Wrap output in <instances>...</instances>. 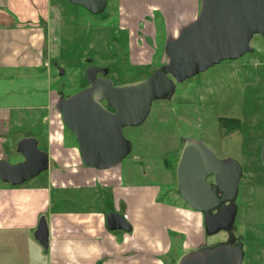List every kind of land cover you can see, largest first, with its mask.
<instances>
[{"label":"crops","instance_id":"1","mask_svg":"<svg viewBox=\"0 0 264 264\" xmlns=\"http://www.w3.org/2000/svg\"><path fill=\"white\" fill-rule=\"evenodd\" d=\"M146 1L139 12L133 0H119L118 19L128 31L132 65L153 60L147 38L152 44L155 28L143 16L159 11L168 38L199 11L198 0ZM62 10L60 0H0V160L24 137L35 138L37 146L44 137L49 159L42 183L0 184V239L9 237L17 250L21 242L10 235L30 232L32 264H175L203 246V215L158 202L155 185L123 184L118 165L107 170L83 165L77 146L63 142L55 104L64 93L51 87L56 79L51 64L61 56L55 33ZM109 212L123 214L130 231L108 230ZM42 215L48 226L46 251L33 237Z\"/></svg>","mask_w":264,"mask_h":264},{"label":"rangeland","instance_id":"2","mask_svg":"<svg viewBox=\"0 0 264 264\" xmlns=\"http://www.w3.org/2000/svg\"><path fill=\"white\" fill-rule=\"evenodd\" d=\"M60 2L63 10L55 43L61 56H56L51 64L56 77L51 87L62 91L64 96L87 86L84 73L90 66L106 68L113 84L121 85L145 78L166 61L163 52L167 37L159 11H152L151 18L143 16L148 22L152 20L155 28L152 44L147 38L149 45H153V60L143 66L128 61L129 36L119 24V0H108L105 10L97 15L64 0ZM148 2L131 3L138 9ZM250 47L252 52L222 60L176 83L170 99L152 102L143 123L124 127L123 135L130 141L131 151L118 168L123 184L155 185L160 188L158 202L190 208L176 192V166L182 139L202 140L219 159H235L243 172L238 183L234 221L235 236L243 239L242 264H264V166L260 162L264 140V39L254 35ZM219 118L237 119L240 125L220 126ZM62 133L66 146H77L73 133L65 125ZM43 139L38 140L40 150L45 147ZM4 154L10 163L23 159L15 150H6ZM46 176L45 170L32 180L42 183ZM18 235H10L17 244L21 242L17 250L9 237L0 239V264H32L30 232ZM224 239L223 230L212 235L204 232L202 242L203 246H211Z\"/></svg>","mask_w":264,"mask_h":264},{"label":"water","instance_id":"3","mask_svg":"<svg viewBox=\"0 0 264 264\" xmlns=\"http://www.w3.org/2000/svg\"><path fill=\"white\" fill-rule=\"evenodd\" d=\"M91 14L105 10L108 0H64ZM196 17L182 26L164 46L166 63L143 79L114 85L107 69L90 66L85 69L88 87L57 99L56 111L77 143L82 164L107 170L120 164L131 151L123 135L124 127L138 126L148 116L154 100L170 99L176 83L222 61L232 60L246 52L254 35L264 39V0H198ZM62 74V70H60ZM100 73L101 76L97 77ZM176 166V192L190 208L203 215L206 235L229 231L237 207L235 199L242 176L241 165L233 158L219 159L202 140L184 138ZM23 159L16 163L0 160V182L22 185L48 169V154L40 150L33 137L20 139L15 147ZM260 162L264 166V140ZM213 176V183L208 178ZM214 210L217 212L213 213ZM110 231H130L123 214H106ZM34 239L46 251L48 226L40 216ZM242 243L220 242L200 246L185 253L177 264H242Z\"/></svg>","mask_w":264,"mask_h":264},{"label":"flooded vegetation","instance_id":"4","mask_svg":"<svg viewBox=\"0 0 264 264\" xmlns=\"http://www.w3.org/2000/svg\"><path fill=\"white\" fill-rule=\"evenodd\" d=\"M89 61V60H88ZM166 63V61L164 62V63H162L161 65H163V64H165ZM160 65V66H161ZM99 76H101V74L100 73H98L97 74V77H99ZM86 87H88V83H87V86ZM86 87H84V88H86ZM83 88V89H84ZM182 149V148H181ZM179 156H180V154H179ZM208 182L209 183H213V176H210L209 178H208ZM238 193H239V190H238ZM238 193H237V197H238ZM236 197V198H237ZM235 204H236V199H235ZM236 207H237V205H236ZM215 212H217V210H214L213 211V213H215ZM235 221V220H234ZM225 232V239H224V243H227L228 245H232V244H237V243H239V242H241L242 243V247H243V239H242V237L240 236V235H238V236H235V232H236V227H235V225H234V223H233V226H232V228L229 230V231H224ZM244 251V250H243ZM243 258H244V256H243ZM243 261V260H242Z\"/></svg>","mask_w":264,"mask_h":264},{"label":"trees","instance_id":"5","mask_svg":"<svg viewBox=\"0 0 264 264\" xmlns=\"http://www.w3.org/2000/svg\"><path fill=\"white\" fill-rule=\"evenodd\" d=\"M220 126L230 125L232 128L239 127V121L237 119L219 118Z\"/></svg>","mask_w":264,"mask_h":264}]
</instances>
